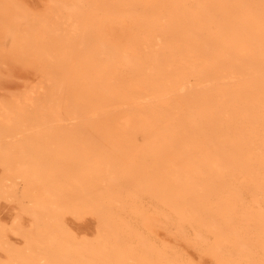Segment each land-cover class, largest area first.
I'll return each instance as SVG.
<instances>
[{
  "label": "bare ground",
  "instance_id": "1",
  "mask_svg": "<svg viewBox=\"0 0 264 264\" xmlns=\"http://www.w3.org/2000/svg\"><path fill=\"white\" fill-rule=\"evenodd\" d=\"M232 8L264 28V0H66L44 18L5 23L0 47L38 57L45 76L38 96L0 100V196H17L29 216L22 225L13 210L7 227L21 246L0 223V264H195L158 236L150 211L213 264H264V41L226 31ZM87 10L133 22L121 50L100 53L122 81L141 84L131 93L144 101L127 106L122 126L141 135L129 157L66 96L65 64L89 46ZM83 210L96 216L92 236L64 219Z\"/></svg>",
  "mask_w": 264,
  "mask_h": 264
},
{
  "label": "rangeland",
  "instance_id": "2",
  "mask_svg": "<svg viewBox=\"0 0 264 264\" xmlns=\"http://www.w3.org/2000/svg\"><path fill=\"white\" fill-rule=\"evenodd\" d=\"M56 1L57 0H55L54 2L51 0H0V25L2 24L0 26V41L3 40L4 37L3 34L6 25L5 23H23L29 20H36L37 18L41 19L42 16L44 18L45 15L49 16L53 12L52 9L55 6L60 5V1L62 3L66 0H58V4H56ZM159 1L161 3H166V1L168 0ZM213 1L217 3V0ZM48 11L51 13L48 14ZM96 11L97 10L91 12L90 10H87V13H85V15L83 16L84 26L90 27H88L89 29H87L88 32H90L86 39V43L89 44L88 48L80 49L83 52H81L80 50L79 52L77 51L76 54L70 59L69 63L66 62L68 63V66L65 64L64 70L66 71L64 73V80L66 81H64V85L65 91L67 93L66 96L70 99V101L72 99L73 103L77 102L75 103L76 107L79 108V111H81L84 116L86 115L85 117H83L86 121L85 123L98 139H101L102 142L108 144V146H110L112 149L114 148V150L119 152L122 156L129 157L130 154H132V152L137 149V142H140L139 137H141V135L139 132L135 133V131L133 132L134 134H131L126 128L123 127L124 124H126V116L128 115L131 105H133L131 107L132 109L134 105L139 106L144 101L134 96V94L137 93V91L135 90L141 89V84L127 78L125 80H128V83L126 81H122L123 79L119 78L116 75L117 72H115L116 68L114 66V63H111L108 59H104L103 55H101L100 53L109 49L114 51L121 50L126 43L128 36L130 35V30H132L133 22L132 20L129 21L130 18L125 13ZM222 17L225 24V29L226 31H229L228 33L232 34L231 36L239 35L242 38H245V40H252L253 38H255L256 40H260L262 42L264 41V28L260 27L249 18H246L245 15H243L241 12L236 11L235 8L228 10V12L224 13ZM17 19L20 21H18ZM130 22L131 24H129ZM250 35L254 37H251V39L249 37ZM100 40L101 46L99 42ZM1 48L2 47H0V100H7L8 98L11 99L13 98V96L14 98L22 97L23 95L25 96V94L32 95L34 93L36 96H38L40 93H42L43 89L38 92V90H40L41 88H38L39 81H42L45 76V67H42L43 64L41 60H39L38 57L27 54L23 51L11 52L7 51L8 48ZM94 48L99 55L94 51ZM230 48L235 53L240 52L239 46H236L235 44L231 45ZM22 52L25 55L21 54ZM98 57L101 58V61H99ZM102 58L104 59V62L108 61V67L106 63H102ZM87 60H89V62ZM118 78L121 80L118 81ZM31 85L34 89L31 87ZM34 86H36L37 88H35ZM128 87L130 88L129 90ZM29 90H32V92L34 93ZM131 92L134 94H132ZM94 97L97 99H95ZM94 111L98 114H96ZM92 113L93 116H96L93 117ZM90 116H92V118H90ZM1 172L2 167L0 165V177ZM27 191L29 192V194H31L34 191V187L27 186ZM11 196L13 197V195ZM0 197L5 198L3 200H6L3 201L2 198H0V223L6 227V232L8 233L9 239L12 244H15L14 246H21L23 244V238L18 234L13 235L14 233H11L10 230L7 229V227L9 228V226L11 225L10 223L15 220V216L19 215L17 213H20L17 218H19V223L22 225L28 224L29 216L26 213L23 214L24 210L22 212L20 211L22 210L23 206L21 203H19V198L17 196H14L12 198L10 196L7 197V195H1ZM8 200H10V202H8ZM14 201L15 203H13ZM13 210H16L17 215ZM149 217L150 219L153 218L155 220H151L153 222L152 227L154 228L158 236L167 238V240L170 241L171 244L176 245V247L180 249L187 257H191L190 259H192L195 264L214 263V257L203 252L200 249V251L196 250V246L193 241L182 239L181 237L178 238L173 233L171 234L169 233V231H165V228H161L163 226H160V224L162 223H160V220L158 221L160 217L156 213L150 211ZM64 219L72 232L76 233V235L79 237L83 235L92 236L95 231L96 226L94 224H96V216L89 210H83L80 213H72L67 211L64 213ZM157 222H159V226L157 225ZM196 251L199 253H197ZM193 252L194 256H192ZM4 255L5 253L3 249L0 248V257L4 258Z\"/></svg>",
  "mask_w": 264,
  "mask_h": 264
}]
</instances>
